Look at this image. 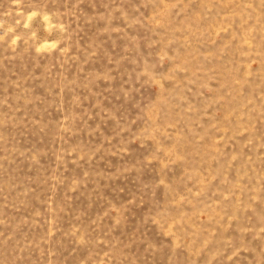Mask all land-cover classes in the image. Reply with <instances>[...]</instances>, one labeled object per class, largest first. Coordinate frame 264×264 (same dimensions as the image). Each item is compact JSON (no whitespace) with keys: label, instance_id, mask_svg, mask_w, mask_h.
I'll list each match as a JSON object with an SVG mask.
<instances>
[{"label":"rangeland","instance_id":"obj_1","mask_svg":"<svg viewBox=\"0 0 264 264\" xmlns=\"http://www.w3.org/2000/svg\"><path fill=\"white\" fill-rule=\"evenodd\" d=\"M0 264H264V0H0Z\"/></svg>","mask_w":264,"mask_h":264}]
</instances>
